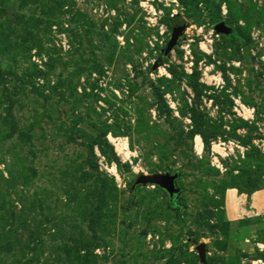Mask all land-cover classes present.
<instances>
[{"label": "rangeland", "instance_id": "374dc122", "mask_svg": "<svg viewBox=\"0 0 264 264\" xmlns=\"http://www.w3.org/2000/svg\"><path fill=\"white\" fill-rule=\"evenodd\" d=\"M16 1L0 264H264V0ZM154 174H178L176 199L132 190Z\"/></svg>", "mask_w": 264, "mask_h": 264}, {"label": "water", "instance_id": "95a60500", "mask_svg": "<svg viewBox=\"0 0 264 264\" xmlns=\"http://www.w3.org/2000/svg\"><path fill=\"white\" fill-rule=\"evenodd\" d=\"M186 29V23L181 22L174 28L173 31V37L171 41L172 46H176L178 42L180 41L181 37L183 36V33ZM216 30L220 33L225 32V28L223 24H219L216 27ZM178 180V174L171 175V174H154L151 177L144 176V175H138L136 177L135 182L131 186L132 190H135L138 186H154L157 188H160L170 198V200H174L178 197L180 194V190L176 187V181ZM197 251L199 252V256L201 261L205 262L206 257V249L205 246L202 244L199 247H197Z\"/></svg>", "mask_w": 264, "mask_h": 264}, {"label": "trees", "instance_id": "16d2710c", "mask_svg": "<svg viewBox=\"0 0 264 264\" xmlns=\"http://www.w3.org/2000/svg\"><path fill=\"white\" fill-rule=\"evenodd\" d=\"M12 1H13V6H12V8H15L16 6H18V3H17L16 0H12ZM203 3L208 4V3H210V0H197V1L195 2L194 6H193V10H194V11L197 10L198 7H199L201 4H203ZM192 14H193V13H192ZM192 14L189 15V16H193ZM214 21H217V19L215 18ZM106 146H107L108 149H110V152H111V154H112V157H113L114 161L118 163L119 160H118L116 154L114 153L113 149H112L109 145H106Z\"/></svg>", "mask_w": 264, "mask_h": 264}, {"label": "bare ground", "instance_id": "6f19581e", "mask_svg": "<svg viewBox=\"0 0 264 264\" xmlns=\"http://www.w3.org/2000/svg\"><path fill=\"white\" fill-rule=\"evenodd\" d=\"M196 144H197V151L201 152L202 151V143L199 138L196 139ZM218 151H222L221 145L215 147ZM118 152L125 157L129 156V153L127 152V145L124 142L123 144L118 145Z\"/></svg>", "mask_w": 264, "mask_h": 264}]
</instances>
